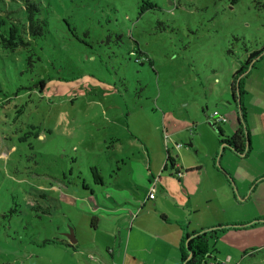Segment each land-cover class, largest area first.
I'll return each mask as SVG.
<instances>
[{"label":"rangeland","instance_id":"obj_1","mask_svg":"<svg viewBox=\"0 0 264 264\" xmlns=\"http://www.w3.org/2000/svg\"><path fill=\"white\" fill-rule=\"evenodd\" d=\"M262 49L264 0H0V264L111 259L69 174L167 173L168 149L202 167L200 230L229 226L209 256L264 264V58L245 80L250 155L210 123L238 127L232 75Z\"/></svg>","mask_w":264,"mask_h":264},{"label":"crops","instance_id":"obj_2","mask_svg":"<svg viewBox=\"0 0 264 264\" xmlns=\"http://www.w3.org/2000/svg\"><path fill=\"white\" fill-rule=\"evenodd\" d=\"M210 123L214 126L211 120ZM221 129L224 136L230 139L238 128L226 126ZM131 137L137 141V137ZM144 146L146 147L145 144ZM190 147H193V141ZM169 154L174 160V157L177 158L176 166L182 173L180 179L177 178V184L170 180L175 177L176 171L158 173L148 169L142 174H137V169L123 170L124 163H120L122 167L117 166L116 171L111 172L114 177L109 175L107 178L104 174L99 176L95 169L96 181L93 179V182L88 180L86 183L80 172L69 174L71 178L77 175L76 183L80 185L81 190H88L91 196L95 195L97 198L98 205L93 202L89 204L79 198L81 201L77 202V205L83 202L86 205L84 208L92 216L91 220L94 218V227L91 228L96 232L102 229L105 249L111 254V259L100 264L181 263L182 238L186 234L200 232V184L203 171L198 160L194 165H185L177 152L174 157L170 151ZM225 170V175H233L230 169ZM123 171L127 174L123 175ZM63 178L67 179L66 174H63ZM139 184L141 189L137 188ZM152 185L158 187L157 193L154 200H148ZM65 186L67 188V185ZM62 187L63 185H60V188ZM96 187L101 190L100 194H97ZM140 193L144 194V197H140ZM224 204L227 211L235 205V199L233 196L225 197ZM161 216H166V219L162 220ZM97 248L100 249L101 245ZM212 258L215 259L207 257L209 264L221 263ZM228 259L229 263L233 260L231 257Z\"/></svg>","mask_w":264,"mask_h":264},{"label":"trees","instance_id":"obj_3","mask_svg":"<svg viewBox=\"0 0 264 264\" xmlns=\"http://www.w3.org/2000/svg\"><path fill=\"white\" fill-rule=\"evenodd\" d=\"M232 5H236L240 0H229ZM144 56L143 54H140ZM264 58V49L252 52L245 60L243 64L232 75L231 91L235 105L240 107V116L238 117V129L234 132L230 139H226L225 142L220 141V146L230 149L239 158H246L251 153V141L248 130V117L243 102L245 96V80L250 77L252 70L258 61ZM144 60H147L145 58ZM41 89L45 87L44 82L41 83ZM220 137L224 136L223 131L214 125ZM223 148V149H225ZM167 158L163 168V171H167L168 167L175 171L176 161L170 156L169 150H166ZM176 176V173H174ZM180 179V178H178ZM162 220L166 219V216H161ZM94 218L91 220V227H94ZM229 226H217L211 229H203L200 232H193L186 234L181 240V263L180 264H209L207 257L209 255L214 256L211 242L217 240L218 236L227 231ZM222 264V263H216Z\"/></svg>","mask_w":264,"mask_h":264},{"label":"built area","instance_id":"obj_4","mask_svg":"<svg viewBox=\"0 0 264 264\" xmlns=\"http://www.w3.org/2000/svg\"><path fill=\"white\" fill-rule=\"evenodd\" d=\"M210 120L214 125H218V126L227 123L226 118L223 115H220L218 112H214L213 115L211 116ZM178 147H181V145ZM178 169H179V167L175 166L176 176L178 178H180L182 173L179 172ZM155 189H156V185H152L150 187V191H149L148 196H147L148 200H154L155 199ZM209 258H211V256H209ZM210 264H214V263H210Z\"/></svg>","mask_w":264,"mask_h":264},{"label":"water","instance_id":"obj_5","mask_svg":"<svg viewBox=\"0 0 264 264\" xmlns=\"http://www.w3.org/2000/svg\"><path fill=\"white\" fill-rule=\"evenodd\" d=\"M65 236L67 237V239L69 241H71L72 244H76L77 243V240L75 238V235H74V231L73 230H71L70 233L69 234H66Z\"/></svg>","mask_w":264,"mask_h":264}]
</instances>
